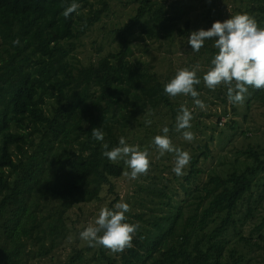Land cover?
Returning <instances> with one entry per match:
<instances>
[{"label":"trees","instance_id":"obj_1","mask_svg":"<svg viewBox=\"0 0 264 264\" xmlns=\"http://www.w3.org/2000/svg\"><path fill=\"white\" fill-rule=\"evenodd\" d=\"M72 2L0 0V264H28L33 255L54 260L51 253L73 238L60 264H262L247 252L253 231L247 236L244 224L264 207V142L236 145L231 131L239 123L227 124V92H213L225 107L213 113V132L196 127L209 138L189 152L186 175L172 172V153L151 164L149 183L134 196L157 205L126 213L127 222L140 225L131 248L96 250L79 238L86 227L75 233L74 209L105 201L107 192L115 195L109 208L121 199L115 180L125 168L103 156V142L91 130L100 128L111 149L133 123L162 113L175 120L180 106L164 93L166 83L153 67L147 72L130 61L129 34L139 30L172 42L187 34L190 22L181 26L179 12L171 15L164 1L140 0L129 22L114 31L117 51L86 65L75 55L77 42L109 5L100 0L103 9H95L90 0H75L79 14L65 19ZM252 11L264 28V0ZM244 103L248 111L255 103L264 107V90L249 88ZM216 137L227 154L214 164Z\"/></svg>","mask_w":264,"mask_h":264},{"label":"rangeland","instance_id":"obj_2","mask_svg":"<svg viewBox=\"0 0 264 264\" xmlns=\"http://www.w3.org/2000/svg\"><path fill=\"white\" fill-rule=\"evenodd\" d=\"M161 1H164L170 7L171 15L177 16V13L179 12V15L181 16L179 20L181 26H185L186 21H189L190 30L185 36L179 35L180 33H178L177 37H173L172 42H166L165 40L160 41L157 39L151 40L139 30H135L134 33L131 32L129 34L132 44L130 61L133 64L142 67L147 72L153 67L154 71L159 74L164 83L170 81L178 69L184 67L191 69L199 64L200 69L198 70L197 75L201 78V83L195 87L200 93L198 98L206 105V110L202 111L199 108L195 109L193 120L191 121L192 128L190 130L195 134L196 139L191 143L182 138V132H176L174 130L175 120H172V116L170 117V115L165 116L164 113H162L160 116H156L152 119L151 125L145 124L146 119H141L139 122L133 123L126 134V142L130 145H139L141 149L147 148L152 158L151 164L155 162V157L157 155L156 149L152 145V139L155 135L162 134L161 129L165 125L170 129L169 136L172 139L173 144L178 145L179 147L181 146L184 151L190 152L194 146L199 144V140H202L201 142L203 143L206 137V135L203 137L196 127L198 126V128L202 129L208 128L207 133L213 132L211 127L217 119L213 113L216 111L220 112L221 110H224L225 107L213 95V92H227L226 87L221 86L223 87L221 89L219 86L216 90H210L204 85L202 79L204 72L211 66V59L218 51V49L213 47L214 40L205 41L204 47L196 53L192 51L191 45L187 43V38L193 31H198L201 28L207 30L212 26L214 21H224L225 19L230 18L231 15L248 13L254 17V14H252V7L257 5L260 0ZM90 2L94 4L95 9H103V4L100 0H90ZM107 2L109 9L102 13L101 20L94 22L77 42V52H75V55L79 58L80 63L82 64L88 65L90 62L96 61L98 58L107 55L109 51H117L118 47L114 31L116 28L128 23L131 16L136 13V9L140 5V0H107ZM83 10L90 13L88 7L83 8ZM254 18L256 19V17ZM100 48H102L101 51ZM174 99H176L180 105L186 104L190 109L194 107L193 98L190 96H177ZM228 108L230 119L227 124L231 125L233 121L239 123L235 126L236 129L231 131L234 133L233 140L237 146L264 142V107L260 103H255L251 111L247 110L245 103L240 105L228 103ZM165 112L169 111L165 110ZM201 113H204V115H201ZM225 122L226 118L223 119L221 124L224 126ZM222 125H220V127H223ZM251 128L252 130L248 132V138L242 135L243 131ZM216 132H220V128ZM217 141V137L214 141H211V144L215 149L214 154L215 156L218 155L214 160V164H217L219 160L223 159L227 154L226 148L223 151L219 149L220 147L218 146ZM229 158L234 160L235 156L232 154ZM119 164L124 166L125 171L127 170L123 162H120ZM206 164L208 167L211 166V160ZM150 169H155V166L151 165ZM148 174L141 176L134 181H129L124 176L115 180L116 192L121 198H123L124 202L130 205L133 212L137 210H145V212L148 213L150 211L147 210L148 206L157 205L156 203L152 204L151 202L148 204L144 203L140 198L134 196V192L139 186H145L149 183L150 179L148 178ZM114 197L115 195L107 192L105 201L83 206L82 212L77 208L74 209L71 213L73 220H76L75 233H78L83 227H87L89 223L94 222L99 210L103 207H109L107 205L112 199H114ZM257 218L258 219L255 222L251 221V223L244 224V233L248 236L251 230L253 231V237L251 238L252 248L251 251L247 250V252L251 256L254 255L255 260L264 264V222L263 227L260 228L258 226L264 219V207L260 209ZM71 242L74 243V238ZM71 242L65 241L62 246H66V249L63 250L59 248L60 250L51 253L55 255L54 260L50 256L38 259L36 255H33V258L29 260L28 264H60L62 261L66 260L68 254H70ZM28 250L37 252L36 250H38V246L30 245ZM96 250H98V247H96ZM94 252L95 251H93V254H95ZM97 255L99 254H96V256Z\"/></svg>","mask_w":264,"mask_h":264},{"label":"clouds","instance_id":"obj_3","mask_svg":"<svg viewBox=\"0 0 264 264\" xmlns=\"http://www.w3.org/2000/svg\"><path fill=\"white\" fill-rule=\"evenodd\" d=\"M81 5L75 0L65 7L62 15L65 19L73 13L79 14ZM214 40L213 47L218 49L211 59V66L203 74V83L210 90L219 86L227 89V99L232 104H243L249 88L264 90V28H261L256 19L248 13L231 15L224 21H214L212 26L193 31L187 38L192 51L198 53L204 47L205 41ZM13 45H19V39ZM200 65L191 69L188 67L177 70L174 77L164 85V93L175 98L177 96H190L193 98L194 107L189 109L186 104H181L175 118V131L182 132V138L191 143L196 139L192 128L193 112L196 108L206 110L205 103L199 99L200 93L196 85L201 83L197 75ZM146 125H151L152 120L146 119ZM92 137L102 143L103 156L113 164L123 162L126 171L123 176L134 181L148 174L152 158L147 148L141 149L139 145H130L124 136L119 137L118 146L109 149V144L104 142L105 133L94 127ZM162 134H157L152 139L156 149L155 159H160L166 153L174 155L172 172L182 177L186 175L191 156L189 152L176 147L169 136L170 129L164 126ZM130 205L123 198L115 203L112 208L103 207L99 210L94 222L79 233V238L90 247H103L111 253H122L133 246V239L140 229L139 223L127 222L126 213L130 212Z\"/></svg>","mask_w":264,"mask_h":264}]
</instances>
